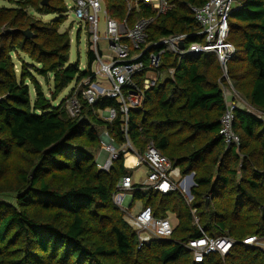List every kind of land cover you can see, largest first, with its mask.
Wrapping results in <instances>:
<instances>
[{
  "label": "trees",
  "instance_id": "1",
  "mask_svg": "<svg viewBox=\"0 0 264 264\" xmlns=\"http://www.w3.org/2000/svg\"><path fill=\"white\" fill-rule=\"evenodd\" d=\"M207 1L170 0L174 6L150 26L149 40L185 33L189 42L202 41L191 7ZM9 2L0 6V198L12 194L16 203L0 201V264H264V250L243 243L248 236L264 237V120L238 107L233 126L241 143L226 146L220 128L229 84L216 54L180 59L164 53L159 70L173 67V78L146 91L143 106L130 111L125 134L115 98L90 104L75 86L91 75L96 55L89 45L87 69L70 62L72 39L59 32L69 12L66 1ZM108 2L114 17H126L124 0ZM37 13L57 16L46 22ZM148 15L142 5L131 20ZM229 22L236 47L228 62L230 79L264 113V0H243ZM14 55L20 56V71ZM38 76L52 82L49 94ZM71 83L69 96L57 102ZM75 95L82 107L73 117L68 101ZM108 107L117 112L112 122L96 113ZM96 125L106 126L122 145L129 140L138 152L153 142L183 174L196 173L189 204L180 192L135 189L134 201L144 200L156 216L176 214L171 238L138 248L137 233L114 202L129 172L124 152L109 170L100 169L91 152L101 146ZM194 209L207 235L237 241L229 254L195 262L187 241L203 232L194 224Z\"/></svg>",
  "mask_w": 264,
  "mask_h": 264
},
{
  "label": "built area",
  "instance_id": "2",
  "mask_svg": "<svg viewBox=\"0 0 264 264\" xmlns=\"http://www.w3.org/2000/svg\"><path fill=\"white\" fill-rule=\"evenodd\" d=\"M126 17L118 19L110 10L108 0H71L67 4L69 12L73 10L78 19L85 21L89 26V44L96 59L90 65L91 75L84 78L78 90L82 98L90 104L96 103L102 97L115 98L120 104L123 131L128 134L131 109L143 106L146 91L151 88L160 75L159 67L163 64V54L173 53L182 59L187 54L199 55L203 52H214L223 70V77L229 86L225 93L232 94L228 99L227 108L221 117L220 135L227 147L239 146L240 136L234 130L235 110L243 103L248 112L262 118L264 113L254 109L244 99L239 100V93L233 86L229 76L228 62L236 54L235 45L229 40L231 14L242 6L243 0H208L202 6H192L196 22L200 27L198 35L202 41H188V34L177 33L163 37L157 41L149 40V29L160 14L168 12L174 5L170 0H124ZM146 5L150 15L141 17L133 24L130 23L132 15L142 10ZM105 17L104 40L108 42L109 49L105 53L100 47V15ZM85 67V69H87ZM141 77V79H139ZM104 79L106 84L98 81ZM80 98L75 95L68 101L71 116H77L81 111ZM109 120L112 122L117 115L113 107H108ZM130 149V150H129ZM124 152L125 167L130 169L145 166L147 171L145 179L137 183L131 174L125 175L118 184L114 193L117 204L125 200L126 194L136 188L153 189L155 193L168 194L180 192L186 195L188 203L194 199L192 190L197 183L196 173L183 174L181 169L174 166L172 161L164 155L153 142L149 143L144 152L134 150L130 141L123 145V149L116 151L112 144L102 148L98 159V166L109 170L112 162ZM136 158L134 165H127V156ZM138 184L139 186H135ZM193 210L195 222L199 221ZM138 237V248H142L154 239H169L174 233L175 224L168 217L156 216L151 206H143L136 213L130 215L128 222ZM201 228V227H200ZM203 235L187 241V247L193 254L195 262L202 263L211 254L225 256L230 253L237 241L227 235L211 237L201 228ZM264 237L258 235L248 236L243 240L245 245L259 246L264 250Z\"/></svg>",
  "mask_w": 264,
  "mask_h": 264
},
{
  "label": "rangeland",
  "instance_id": "3",
  "mask_svg": "<svg viewBox=\"0 0 264 264\" xmlns=\"http://www.w3.org/2000/svg\"><path fill=\"white\" fill-rule=\"evenodd\" d=\"M65 1L68 4H72L71 0H65ZM11 5L12 4L9 2V0H0V6H11ZM37 16L39 18H41L43 21L49 22V21H52L53 19H55L57 15H55V14L38 15V13H37ZM104 19H105L104 15L101 14L100 15L99 31H100V37L102 38V40L100 41V47L106 53L109 49V45H108V42L103 39V37L105 35V20ZM59 32H61V33L68 32L71 39H72L71 51H70V62L71 63H80V67L82 69L87 67L89 64L88 50H89V45H90L89 44L90 33H89L88 24L85 21L78 19V17L74 14L73 10H70V12H68V14H67V20L60 25ZM14 57H15L16 64H17V71H20V67H21V61L19 60L20 56L14 55ZM21 57H24L27 61H29L27 55L21 54ZM38 78H39L40 83L44 86V90L46 91V93L49 94L50 88H51L50 86H51L52 82L50 84H48L45 82L43 77L38 76ZM98 81H101V82L106 84V81L104 79L99 78ZM75 86H77V89L79 88L78 84ZM73 88H74V83H71L69 86H67L60 93V95L57 99V102H60L62 99L68 97ZM32 93H34V92L32 91ZM231 95L232 94H227V98L230 99V97H232ZM239 96H240L239 100L244 99V96H242L240 93H239ZM244 100L246 101V99H244ZM96 113L99 115V117H101L105 120H109V117H110L109 110L99 109L98 111H96ZM96 128L99 131V136L101 139V146L99 148H92L91 152H93L92 154L94 155L95 161L98 164V160H97L98 155L101 153L102 148L104 146L112 144L115 147L116 151H119L120 149L121 150L123 149L124 144L122 145V144L118 143L117 141H115L110 136L106 126L96 125ZM99 168L103 169L101 167H99ZM129 172L133 176L134 181L139 183L145 179L146 167L143 165L137 169H130ZM129 172H128V174H129ZM142 191L145 193V192L149 191V188H144ZM134 192H135V190L127 192L125 200L121 203V205L117 204L114 200L116 206L120 209V211L123 213L124 218L128 222L130 220V215H132L133 213H136L140 208L145 206L144 200H142V199L134 201ZM181 195L185 198L186 202L188 203L187 196L183 195V194H181ZM0 201H10L12 203L13 202L16 203V197L12 194H7L6 197H1ZM166 215L170 216V218L175 221V222L174 221L173 222L177 227L178 219H177L176 215L171 211H168V213ZM194 224L197 227H201L200 222L199 221L195 222V219H194ZM262 244L264 245V242H262Z\"/></svg>",
  "mask_w": 264,
  "mask_h": 264
},
{
  "label": "crops",
  "instance_id": "4",
  "mask_svg": "<svg viewBox=\"0 0 264 264\" xmlns=\"http://www.w3.org/2000/svg\"><path fill=\"white\" fill-rule=\"evenodd\" d=\"M132 22V20H131V18H130V23ZM134 22H132L131 24H133ZM163 63H164V61H163ZM83 69H85V68H83ZM174 72H175V69L173 68V67H169V68H167V69H163L162 71H160V75L158 76V75H155V77H157V80L155 81V83L156 82H158V81H160V82H164L166 79H168V78H173V75H174ZM107 85V84H106ZM230 99H232V97H230ZM240 107H243V108H247L244 104H240ZM103 155L104 154H99L98 155V159L99 158H101V157H103ZM97 159V160H98ZM135 169H137V168H135ZM146 171H147V169H146ZM136 182V181H135ZM168 213V212H167ZM174 213V212H173ZM175 214V213H174ZM176 215V214H175ZM163 217H168V218H170V216H168V215H166V216H163ZM177 217V216H176ZM171 219V218H170ZM178 219V218H177ZM172 220V219H171ZM174 220H172V222H173ZM175 222V221H174ZM173 222V223H174ZM179 222H177V224H178ZM175 227H176V225H175Z\"/></svg>",
  "mask_w": 264,
  "mask_h": 264
},
{
  "label": "water",
  "instance_id": "5",
  "mask_svg": "<svg viewBox=\"0 0 264 264\" xmlns=\"http://www.w3.org/2000/svg\"><path fill=\"white\" fill-rule=\"evenodd\" d=\"M49 1H50V0H42V5H49ZM8 31H10V30H8ZM24 33H25L26 36H28V37H31V36H32V34H31V32H30L29 30L24 31ZM46 152H47V151H46ZM207 203H209V200L207 201Z\"/></svg>",
  "mask_w": 264,
  "mask_h": 264
},
{
  "label": "bare ground",
  "instance_id": "6",
  "mask_svg": "<svg viewBox=\"0 0 264 264\" xmlns=\"http://www.w3.org/2000/svg\"><path fill=\"white\" fill-rule=\"evenodd\" d=\"M127 165H134L136 163V158L133 155L127 156Z\"/></svg>",
  "mask_w": 264,
  "mask_h": 264
}]
</instances>
